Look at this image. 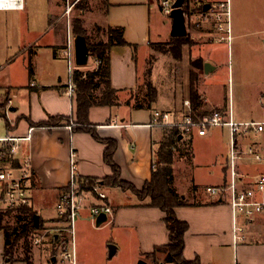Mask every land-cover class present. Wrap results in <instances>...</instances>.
<instances>
[{"label": "crops", "instance_id": "0c3cea01", "mask_svg": "<svg viewBox=\"0 0 264 264\" xmlns=\"http://www.w3.org/2000/svg\"><path fill=\"white\" fill-rule=\"evenodd\" d=\"M69 1L44 0L46 9L39 10L36 9L39 0H22L23 7L20 9H0V26L4 28L3 33H0V44H3L4 48L0 49V52L5 56V61L0 64V91L3 92L0 105L6 101L7 108V99H11L8 118L12 125L7 127L5 123L7 131L23 133L32 126L31 124L46 120L50 115L75 116L76 100L65 92L69 71L68 61L62 54V48L70 34L66 25L59 20L64 9L63 3ZM103 6L105 26H121L124 38L129 43L136 44V47L133 48L131 44H115L111 47L110 83L117 90L115 103L92 105L88 110V118L97 125V132L101 137L116 140L113 159L120 168V177L141 189L151 178L152 163L164 136L159 127L149 124L152 109L179 107L182 98L191 97L190 79H187L188 85L184 87L186 95L180 98L181 89L178 90L175 86L177 71L167 67L163 80H158L153 71L152 84L156 94L150 107L135 93L132 95L138 88L140 64L142 60L143 63L146 61V56L151 52V43L159 41L162 37H174L173 22L163 21L161 13L158 12V9L162 12L158 0H103ZM20 17L21 21L18 20ZM200 23L199 28L193 31L185 24V36L196 40L194 51L199 53L193 56H197V60H201L202 64L197 68V74L195 73L194 84L198 97L193 106L197 110H209L213 107L230 110L233 117L241 121L264 120V89L261 87L257 90V96H254L256 102L260 103L258 113L250 110L253 106L247 103L252 101L245 99L242 101L244 110L236 111L233 85L228 89V98H212L208 81L211 74L221 65L216 58L209 56L208 47L212 41L209 37L218 34L220 30H217L215 25L211 27L209 22ZM138 51L141 52L140 62ZM19 56L22 60L13 66L20 65V72L10 67ZM170 58L172 60V56ZM95 67V59L91 56L83 66L77 65L74 60V69L91 71ZM228 73L230 75L231 69ZM239 91L245 93L243 89ZM137 99L143 104L138 108L134 107ZM33 127L32 139L22 143L17 156H28L31 160V209L34 215H37L40 227L51 223L56 217L55 206L61 189L70 182L72 161L76 163V172L80 176L104 179L112 171L103 158L105 144L96 140L90 133L72 132L69 125L51 129L44 126ZM224 127H210L205 135H193L189 141L193 142L194 136H210L209 140L212 141L213 137L214 141L222 134ZM254 133L256 134L252 136H243L241 142L244 147L254 145L262 159L240 161L239 168L243 172H264V131ZM207 154L205 160L197 161L193 150L189 165L190 175L187 182L181 186L175 177L173 166L172 186L188 201V205L174 208L177 218L188 224L184 233V257L188 260L198 258L201 264H264V213L257 215L246 225L242 238L234 237L228 194L220 200L217 195L199 189L201 186L206 188L226 181L228 148L224 154H220L221 160L218 153H211L209 150ZM195 160L196 166L202 165L208 177H211L206 185L195 180L196 173L192 170ZM111 189L114 196L109 199ZM105 191L106 201L113 207V214L97 226L91 221L90 203L87 200L81 207L86 211L78 212L79 217L76 218L75 225L79 221H89L97 227L112 225L124 235L136 238L139 252L147 257L150 264H175L168 260L167 253L160 249L169 242V231L163 220L165 212L156 206H149L147 198L140 200L129 190L105 186ZM118 191L123 195L120 200H116ZM45 208H52L53 213L43 214L45 210L42 209ZM4 250L5 235L1 228L0 264H67L61 259L60 253L48 244L33 246L29 262L22 258L9 260ZM144 262L148 264V261ZM76 264H79L77 255Z\"/></svg>", "mask_w": 264, "mask_h": 264}, {"label": "rangeland", "instance_id": "374dc122", "mask_svg": "<svg viewBox=\"0 0 264 264\" xmlns=\"http://www.w3.org/2000/svg\"><path fill=\"white\" fill-rule=\"evenodd\" d=\"M190 6L192 8L195 4H190ZM63 8L59 20L66 25L68 34H70V39L74 37L71 30L72 20L79 18L83 21V28L91 41H98L106 38V26L103 22L105 16L103 0H70L69 3H63ZM36 9H46L44 0H41V3L39 0ZM158 12L161 13L163 21H172L171 14L162 13L159 9ZM192 15V22L191 20L187 21L186 26L189 30L193 31L199 28L201 23H195L197 21L195 18L196 16L194 14ZM18 20L21 21V17L18 18ZM240 21L243 22L241 23ZM231 23H233V25H231ZM209 24L211 25V23ZM229 27V37H227V33L222 30H220L218 34L209 37V39L212 40L208 47L210 51L209 56L216 58L221 65L217 71L211 74V78L208 81L211 86L209 89L210 94L214 99L222 98V100H224V98H228L229 96L228 89L230 85H233L236 111L244 110V103H242V101L245 99L246 101H252L251 103H247L248 105L252 104L253 106L250 110L254 113H258L260 103L256 102L254 96H257L258 88L261 87L264 89V2H257V0H230ZM16 30L18 29L16 28ZM3 31L4 28L0 26V33H3ZM171 40L172 37L170 39L168 37H162L159 41L152 42L151 52L146 56V61L144 63L143 60L141 61L139 85L138 88L132 92V95L135 93L140 100L143 99L144 104L149 101L146 96L148 91L147 82L149 80L152 82L153 71H155L158 80H163L165 78V69L167 67L174 68L175 71H177L175 74V86L178 90L181 89V94L179 95L180 98L186 95L184 87L188 85L187 79H190V84L194 83L195 75L198 71L195 65L199 63V60H197L198 57L193 56L199 53L194 51V42L196 40H193L190 37H184L180 42H178L179 40L175 42ZM2 48H4V46L3 44H0V49ZM138 55V60L140 62V51H138ZM171 56L172 60L170 58ZM21 60V56H19L14 62H12V64H10V67H13L15 71L20 72V65L16 67L13 65L15 63H20ZM4 61L5 56L0 52V64ZM229 69H231L230 75L228 73ZM161 87L164 88L163 85H161ZM239 89L245 90V93H242ZM95 93L98 94L99 90H95ZM2 96L3 92L0 91V97ZM184 98H188V96ZM184 98L181 99V102ZM5 105L6 101L0 105V115L2 114V116H0V136L5 135L7 132L5 127L7 117H3V115L5 116L6 110ZM180 106L178 108H180ZM165 109L176 110L177 108L174 106ZM157 127H159L160 131H165V127ZM254 132L255 131H250L247 134L252 136L253 134H256ZM229 137V130L227 127H224L222 128V134L214 141L213 137L211 138L212 141L209 140L210 136H207L206 138L194 136L192 139L193 142H190L188 150L179 148V146L181 147V144H177L172 154V168L174 166L175 177L178 178L180 186L187 182L190 175L189 165L193 150L197 161L205 160L209 150H211V153L212 151L218 153V155L222 152L224 154L229 147ZM196 160L192 168L196 173L195 180L197 183L206 185V183H209L211 180V177H208L209 175L207 174V171L202 168V165L199 164L200 166H196ZM219 160H221V155L219 156ZM206 188H202V186L199 187L200 191L204 189V191L207 192ZM118 192L116 200H120L123 196H121V191ZM112 196H114V192L111 189L109 199H111ZM42 210H45L43 214L53 213L52 208H45ZM84 211L86 210H82V208L78 210L80 213ZM16 213V211H11L10 214L4 215L1 219V224L4 227L7 226L11 229V227L19 223V221H17L18 217ZM77 217H79L78 214ZM91 221L93 222V220ZM12 239L13 236L11 237V240ZM68 241L73 248L75 260L77 255L79 264H145V260L150 264L147 257L139 252L136 238L126 234L124 235L112 225L105 224L97 227L94 224L92 225L89 221L86 223L79 221L76 225L74 223L73 233L69 234ZM31 244L32 247L39 246L34 245L32 242ZM51 246L53 247V244H51ZM114 246L115 248H113ZM25 250V239L19 238L14 242L12 250H10L8 256L12 259L26 258L27 251Z\"/></svg>", "mask_w": 264, "mask_h": 264}, {"label": "built area", "instance_id": "2783aa9c", "mask_svg": "<svg viewBox=\"0 0 264 264\" xmlns=\"http://www.w3.org/2000/svg\"><path fill=\"white\" fill-rule=\"evenodd\" d=\"M176 0H158L161 11L171 14ZM184 2V0H183ZM190 4L200 6V9L186 12L181 5L185 24L192 22L193 15L196 22L207 21L215 25L217 30H222L229 37L230 0H189ZM208 4V8L204 6ZM194 6V7H195ZM22 0H4L0 9L22 8ZM200 18V19H197ZM62 54L68 61L69 79L65 92L73 96L75 84L73 82L74 45L73 38H68L62 48ZM96 67L100 60L95 59ZM11 99H8V105ZM5 110L6 120L12 125L9 107ZM150 126L175 127L177 138L188 141L193 135H205L210 127L225 126L229 130V147L227 161V179L223 184L207 186V191L218 196L220 200L228 194V203L233 217V231L235 238H242L246 225L253 221L257 215L264 213V172L248 173L239 168V162L245 160L259 161L262 155L255 146H243L241 138L250 131L263 132L264 120H236L230 110L213 107L201 114L193 106L190 98H184L180 108L152 109ZM10 127V126H8ZM33 126H29L23 133H13L10 130L0 136V213L17 211L23 206L32 204L33 169L28 156L19 158L18 150L23 142L30 141L33 136ZM72 156L74 153L72 152ZM155 162L152 163V166ZM71 179L65 188L60 191L56 203V217L44 226L36 227L30 236L34 245L53 244L60 257L67 264H76L73 248L69 244V234L73 233L78 210L89 200L91 219L104 212L107 219L113 214V207L106 201L107 194L102 179L97 178L90 185L82 184L77 180L76 163L71 162Z\"/></svg>", "mask_w": 264, "mask_h": 264}, {"label": "trees", "instance_id": "16d2710c", "mask_svg": "<svg viewBox=\"0 0 264 264\" xmlns=\"http://www.w3.org/2000/svg\"><path fill=\"white\" fill-rule=\"evenodd\" d=\"M200 6H190L189 0H184L183 9L186 12L191 10L200 9ZM71 30L73 36L82 34L86 38V42L89 48L90 56L94 59H99L100 63L91 71H83L81 69H74L73 82L75 84V94L73 95L76 100L75 116L70 115H50L48 119L38 121L32 126H44L48 129L57 126L69 125L72 132H88L96 140L105 144L103 151L104 161L110 166L111 173L104 177L103 182L105 186H116L122 190H129L134 193L138 199H148L147 204L149 206H156L165 212L164 222L169 231V242L160 247L167 253L168 260L175 264H201L198 258L188 260L183 255L184 249V233L187 229V222L177 218L174 208L176 206L188 205V201L181 196L180 193L172 186V164H173V150L177 144H181V149L188 150L190 141H180L177 138V129L175 127L165 128L164 136L159 144L157 150V156L155 164L152 166L151 178L145 182L141 189H138L134 184L122 179L120 177V168L113 159V154L116 149V140L109 137H101L97 132V125L91 122L88 118V110L92 105L108 104L113 105L116 99V89L111 86L110 83V49L115 44H131L133 48L136 44L129 43L123 36V28L121 26L107 25L105 28V39L98 41H91L83 28V21L79 19L72 20ZM179 37V38H176ZM185 35H179L172 37V41H182ZM195 65L196 68L202 66L201 60ZM95 90H99V93H95ZM147 107H150L154 100L156 89L152 82H147ZM190 100L194 105L196 98L198 97L195 84L191 83L190 87ZM143 100V99H142ZM142 102L136 100L134 107L138 108L142 106ZM195 106V105H194ZM207 110H199L201 114ZM4 116V115H3ZM72 122V124H71ZM7 127L10 123L6 120ZM77 180L82 184L93 183L97 178L84 177L76 175ZM66 187V186H65ZM64 187V188H65ZM11 211L0 213V229L4 230L5 235V250L4 254L9 260H14L8 256L10 250L14 245V242L19 238H24L26 243L27 257L22 258L29 262L31 251V233L38 227L34 224V213L31 206H23L17 209V217L19 223L13 227H4L1 224V219L4 215L10 214ZM13 239L11 240V237Z\"/></svg>", "mask_w": 264, "mask_h": 264}, {"label": "water", "instance_id": "95a60500", "mask_svg": "<svg viewBox=\"0 0 264 264\" xmlns=\"http://www.w3.org/2000/svg\"><path fill=\"white\" fill-rule=\"evenodd\" d=\"M183 4V0H176L174 2V9L171 12L172 22H173V29L172 34L174 36L185 35L186 27H185V20L182 13L181 5ZM208 4L204 6V9L208 8ZM73 45H74V60L75 63L79 66L86 65L88 59L90 57L89 48L86 42V38L82 34H77L73 38ZM38 217L34 215V224L35 226L38 225L37 223ZM107 220V216L104 212H101L97 217L95 224L98 226L101 223Z\"/></svg>", "mask_w": 264, "mask_h": 264}, {"label": "bare ground", "instance_id": "6f19581e", "mask_svg": "<svg viewBox=\"0 0 264 264\" xmlns=\"http://www.w3.org/2000/svg\"><path fill=\"white\" fill-rule=\"evenodd\" d=\"M4 2V0H0V3H3Z\"/></svg>", "mask_w": 264, "mask_h": 264}]
</instances>
